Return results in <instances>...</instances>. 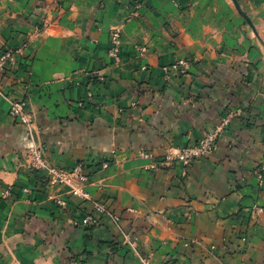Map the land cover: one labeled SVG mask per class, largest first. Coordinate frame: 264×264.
<instances>
[{
  "label": "crops",
  "instance_id": "obj_1",
  "mask_svg": "<svg viewBox=\"0 0 264 264\" xmlns=\"http://www.w3.org/2000/svg\"><path fill=\"white\" fill-rule=\"evenodd\" d=\"M237 1L258 35L226 0H0V53L25 46L0 69V89L34 112L48 162L83 163L86 191L151 264H264V171L260 182L255 174L264 158V0ZM114 26L119 63L108 55ZM177 58L187 72L165 73ZM229 111L215 148L187 166L151 169L140 155L160 160ZM30 145L0 96V264H140L109 217L83 225L89 203L30 171Z\"/></svg>",
  "mask_w": 264,
  "mask_h": 264
},
{
  "label": "built area",
  "instance_id": "obj_2",
  "mask_svg": "<svg viewBox=\"0 0 264 264\" xmlns=\"http://www.w3.org/2000/svg\"><path fill=\"white\" fill-rule=\"evenodd\" d=\"M138 5H136L137 7ZM120 44H121V29L119 26H114L109 31V50L108 55L114 63L120 61ZM140 51H144V47L138 48ZM20 49L7 48L0 53V69L5 65H13L17 59L21 56ZM143 69L145 66L142 67ZM188 68V61L184 58H179L169 65L162 67L165 73L170 71H177L185 73ZM0 96H2L8 103V114L10 117L20 123L28 132L31 145L26 151L27 167L33 172H43L49 185L57 186L64 185L68 189V194L74 197H78L83 201L89 203V211L81 219L83 225L96 226L99 224V216H107L118 227L122 243L134 253L140 264H151L149 259L140 255L137 251V244L134 239L125 233L119 225V217L112 212L101 201L94 199L86 191L85 186L88 183V175L84 170L82 162H77L75 165L68 169L59 168L47 161L45 157V150L43 146L37 141V128L35 124V117L32 110L28 109L25 100H14L7 96L0 89ZM232 114L229 112L221 118L214 128L205 133L201 138L191 144H187L182 147H171L161 157L160 160L153 161L152 154L148 151H142L140 155L145 159H151L148 167L151 169H157L158 167L168 168L176 162L187 166L193 159L208 155L214 148L222 129L228 125ZM106 166V163L103 164ZM264 171V158L255 170V174L259 179L262 178V172ZM5 194H9L6 192ZM48 198L54 200V203L60 207H66V200L59 196L48 195ZM70 264H83L79 261H71Z\"/></svg>",
  "mask_w": 264,
  "mask_h": 264
},
{
  "label": "rangeland",
  "instance_id": "obj_3",
  "mask_svg": "<svg viewBox=\"0 0 264 264\" xmlns=\"http://www.w3.org/2000/svg\"><path fill=\"white\" fill-rule=\"evenodd\" d=\"M229 4H230V6L232 7V9H233V11H235V13H236V15L242 20V23H243V25H245L246 27H247V29H248V31H250V33H254V35H258L257 33L258 32H256V28H255V26L253 25V23H252V19H250V17L247 15V13L241 8V6H240V4L238 3V1L237 0H226ZM139 3H137V5H138ZM138 7V6H137ZM38 28H40V27H38ZM252 29V32H251V29ZM260 27H258L257 28V30L259 29ZM264 32V31H263ZM262 32V33H263ZM254 38V37H253ZM15 48H17V49H20L21 50V52H22V54H21V56H23L24 55V48H25V46H24V43H22L21 45H19V46H16ZM15 48H11V49H15ZM7 49V48H6ZM140 51V50H139ZM144 51H145V47H144ZM143 51V52H144ZM140 52H142V51H140ZM177 59H179V58H177ZM177 59H174L171 63H173L174 61H176ZM185 59V58H184ZM187 60V59H186ZM188 61V60H187ZM170 64V63H169ZM168 64V65H169ZM188 67H189V61H188ZM187 70H188V68H187ZM187 70H186V72H187ZM177 72V71H176ZM185 72V73H186ZM178 73H180V72H178ZM180 74H184V73H180ZM33 112V111H32ZM231 114H232V116L231 117H233L234 116V112H232V111H229ZM33 114H34V112H33ZM34 117H35V115H34ZM36 128L38 129V127L36 126ZM38 135H39V131H38ZM42 145V144H41ZM137 251H138V249H137ZM140 255H142L141 253H140ZM143 256V255H142ZM71 261H79V262H81V263H83L84 264V262L82 261V260H78V259H71L70 261H69V263L68 264H70V262ZM166 264V263H165Z\"/></svg>",
  "mask_w": 264,
  "mask_h": 264
}]
</instances>
